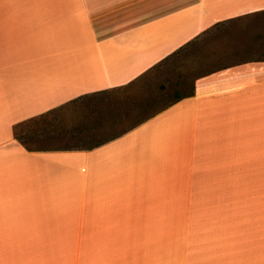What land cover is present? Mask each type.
Returning <instances> with one entry per match:
<instances>
[{
	"label": "crops",
	"instance_id": "0c3cea01",
	"mask_svg": "<svg viewBox=\"0 0 264 264\" xmlns=\"http://www.w3.org/2000/svg\"><path fill=\"white\" fill-rule=\"evenodd\" d=\"M263 10L0 0V264H264V55L199 74L190 95L107 140L33 144L40 114Z\"/></svg>",
	"mask_w": 264,
	"mask_h": 264
},
{
	"label": "rangeland",
	"instance_id": "374dc122",
	"mask_svg": "<svg viewBox=\"0 0 264 264\" xmlns=\"http://www.w3.org/2000/svg\"><path fill=\"white\" fill-rule=\"evenodd\" d=\"M256 17L259 20L253 21ZM247 18L187 43L117 92L94 94L57 107L45 124L50 130L40 137L34 135L38 140L33 144L42 148H73L110 138L165 108L176 100V94H190L193 80L199 74L260 58L259 50L264 51V13ZM112 119L114 128L111 127ZM100 121L108 129L98 130L97 122ZM168 219L169 223H175L174 217Z\"/></svg>",
	"mask_w": 264,
	"mask_h": 264
},
{
	"label": "trees",
	"instance_id": "16d2710c",
	"mask_svg": "<svg viewBox=\"0 0 264 264\" xmlns=\"http://www.w3.org/2000/svg\"><path fill=\"white\" fill-rule=\"evenodd\" d=\"M262 13H264V10L262 11ZM224 22H220V23H216L215 25H214V27H215V29H217V28H219L220 27V25H222ZM185 46V45H184ZM183 46V47H184ZM183 47H181V48H183ZM180 49V48H179ZM178 49V50H179ZM176 52V51H175ZM174 52V53H175ZM259 52H260V54H262V55H264V51H262V50H259ZM174 53H172V54H174ZM171 54V55H172ZM170 55V56H171ZM169 56V57H170ZM165 59H163L161 62H159V63H162L163 61H164ZM158 63V64H159ZM156 66V65H155ZM154 66V67H155ZM130 85V84H129ZM128 85H126V86H121V87H116L115 89H110V90H103V91H101V92H97V93H93V94H87V95H84V96H82V97H80V98H77V99H74V100H72L73 102L74 101H78V100H82V99H86V98H88V97H90L91 95H94V94H99V93H105V92H117V91H119V90H121V89H123V88H125V87H127ZM192 93V86H191V91H190V94ZM190 94H188V95H190ZM183 96H186V95H179V94H176V100L177 99H179V98H182ZM55 110V109H54ZM54 110H51V111H48V112H46V113H43V114H40V116L36 119V120H33V123H36V125L38 126V129H39V132H38V134L40 133V135H44L46 132H47V130L48 129H46L47 127L45 126V124L46 123H48V116L54 111ZM151 116V115H150ZM149 117V116H148ZM141 122V120L140 121H138L137 122V124L138 123H140ZM133 127V126H132ZM131 128V127H130ZM108 138H105V140H107Z\"/></svg>",
	"mask_w": 264,
	"mask_h": 264
},
{
	"label": "snow or ice",
	"instance_id": "6c2138e0",
	"mask_svg": "<svg viewBox=\"0 0 264 264\" xmlns=\"http://www.w3.org/2000/svg\"><path fill=\"white\" fill-rule=\"evenodd\" d=\"M38 127V126H37ZM34 134H37L36 130L34 129Z\"/></svg>",
	"mask_w": 264,
	"mask_h": 264
}]
</instances>
